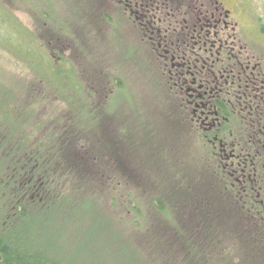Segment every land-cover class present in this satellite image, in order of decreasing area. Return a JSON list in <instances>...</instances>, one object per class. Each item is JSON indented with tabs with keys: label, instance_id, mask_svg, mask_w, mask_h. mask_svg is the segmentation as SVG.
Masks as SVG:
<instances>
[{
	"label": "rangeland",
	"instance_id": "rangeland-1",
	"mask_svg": "<svg viewBox=\"0 0 264 264\" xmlns=\"http://www.w3.org/2000/svg\"><path fill=\"white\" fill-rule=\"evenodd\" d=\"M130 15L120 0H0V162L9 165L22 141L43 142L59 196L32 211L48 217L58 209L51 231L37 235L48 236L60 263L188 264L176 238L182 223L193 224L188 190L197 187L189 186L215 161L187 131L189 119ZM28 44L37 50L32 60L21 52ZM208 201L196 215L208 223L210 259L223 264L222 250L236 246L227 240L232 224Z\"/></svg>",
	"mask_w": 264,
	"mask_h": 264
},
{
	"label": "flooded vegetation",
	"instance_id": "flooded-vegetation-1",
	"mask_svg": "<svg viewBox=\"0 0 264 264\" xmlns=\"http://www.w3.org/2000/svg\"><path fill=\"white\" fill-rule=\"evenodd\" d=\"M120 2L151 43L178 112L198 139L226 151L234 166H241L238 146L246 144V161L260 156L264 167V0ZM253 171L243 169L238 180L252 181Z\"/></svg>",
	"mask_w": 264,
	"mask_h": 264
},
{
	"label": "trees",
	"instance_id": "trees-1",
	"mask_svg": "<svg viewBox=\"0 0 264 264\" xmlns=\"http://www.w3.org/2000/svg\"><path fill=\"white\" fill-rule=\"evenodd\" d=\"M1 28L2 25H0ZM18 28L23 31V35H26L21 26ZM1 30L0 35L3 33ZM34 51H37L34 45L28 44L21 52L27 58L33 59L29 55L34 54ZM38 52L37 58L40 57L46 62L50 59L49 53L47 56L44 55L47 51L40 52L39 49ZM51 69L57 71L56 67H51ZM9 90L8 88V93H10ZM5 119L3 118L2 123L0 122L4 128ZM188 129L192 130L191 126ZM241 132L244 136L245 129H242ZM29 143L22 141V146L12 145L15 146L11 150V155L14 154L13 162L10 161L9 165L6 162H0V264H65L63 261L60 263L54 257L52 244L46 239L48 236L42 238L37 235L38 228L43 229V234L51 231L52 222L49 220L55 216L54 213L58 209H54L55 211L48 217L43 216L44 214L40 216L39 213L32 211L36 208L42 211L51 207L52 202L59 196L57 190L53 188L56 179H59L58 170H54L53 162H47L49 157L45 156L46 150H44L43 142L39 146ZM202 144L205 158L210 157L215 161V164L211 172L202 166L205 171L203 170L201 173V178H196L195 182L189 186L197 187V190H193V192L188 190L191 196L190 200L194 199L193 201L196 202L191 204L190 201L188 209V215L192 218L193 224L187 228L182 223L183 236L176 238L180 241L182 251H184L185 261L188 264H215L210 259L213 249L208 246V244H212L204 232L208 227L207 220L196 215L197 212L199 214V211L205 210L210 205L208 198H213V205H217V208H210L220 220L223 219V213L228 216V222L232 224V227H229V224L226 225L229 232L227 240L233 239L236 244L226 250H222L220 247L223 252L221 256L225 258L223 264H264V244L263 247L257 246L260 233L264 240V167L261 157L253 159V163L249 159L246 161L248 156L246 149L249 146L241 144L238 146V152L241 153L239 159L241 166L237 165L238 163L234 166L230 161L232 157L228 159L226 151L218 152L220 149L217 147V150L212 143L206 140ZM256 151L260 152L261 148L259 147ZM253 152L255 151L253 150ZM65 155L63 152L61 157L65 158ZM70 159L74 160L72 156ZM66 163L68 164V162ZM71 163L69 162L68 165ZM247 163L248 166H245ZM25 165V169L28 170L27 174H24L22 170V166L25 167ZM73 165L78 168L74 163ZM251 168L255 173L253 180L249 181L247 178L246 182H240L238 175L242 174L243 169H245V173H248ZM234 169H237L238 172L232 175L230 172ZM8 189L11 194L7 201L6 191ZM180 193L183 194V191ZM215 226L217 227V224ZM257 227L258 231H255ZM251 230L254 231L251 232Z\"/></svg>",
	"mask_w": 264,
	"mask_h": 264
}]
</instances>
